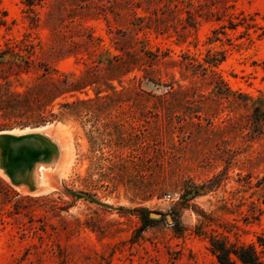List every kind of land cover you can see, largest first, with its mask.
Instances as JSON below:
<instances>
[{"label": "rangeland", "instance_id": "rangeland-1", "mask_svg": "<svg viewBox=\"0 0 264 264\" xmlns=\"http://www.w3.org/2000/svg\"><path fill=\"white\" fill-rule=\"evenodd\" d=\"M119 49L140 70L99 87L98 122L20 127L24 113L0 110L12 124L0 131L26 132L0 134L43 142L17 153L0 143V264H218L211 235L264 238V122L241 97L264 104V0H0L2 100L61 73L100 77ZM220 52L234 96L204 76L181 80L182 57ZM141 70L166 85H138ZM139 208L154 219L144 228Z\"/></svg>", "mask_w": 264, "mask_h": 264}, {"label": "trees", "instance_id": "trees-1", "mask_svg": "<svg viewBox=\"0 0 264 264\" xmlns=\"http://www.w3.org/2000/svg\"><path fill=\"white\" fill-rule=\"evenodd\" d=\"M41 0H23L27 6L31 7L34 4H40ZM121 54L114 55L105 63V73L99 77V73H91L85 70L83 73L74 76L69 74H59L57 77L48 78L46 84L40 87L26 88L23 91H14L8 97L1 99L0 95V110H13L21 112L18 122L12 124L25 126H40L53 120H63L67 117L75 119L95 122L99 121V87L105 89H113L115 87L112 81H116L119 86L124 84V76L132 70H140L138 58L131 51L121 50ZM6 50L0 51V65L7 59L4 55ZM220 55V57L218 56ZM155 57V55H154ZM223 59L222 52L210 54L203 62L194 59L182 57L180 61H173L179 65V75L181 80L187 78V73L208 78V84L214 92L219 95L229 96L235 95L222 78L219 76L216 66ZM142 76L138 79V85L143 81L152 83L153 85L165 86L159 77H152L145 70ZM170 85L175 81L169 82ZM168 85V84H167ZM178 87L189 88L190 86L177 83ZM91 89L93 96H88L87 90ZM83 93L85 97H79L77 94ZM66 95L73 96L71 101H57L59 97L64 98ZM240 95V94H236ZM245 100L251 101L250 120L254 125H259L264 122V108L261 100H252L249 96L241 95ZM57 105L56 111L54 106ZM12 124H0V130L7 127L11 128ZM97 133V131H94ZM93 131L89 133L91 143H95L96 137L93 136ZM141 227H146L150 222L154 221L149 216V211L139 208ZM209 246L212 254L215 256L218 264H264V238L257 237L256 242L247 244L229 243L224 237L211 235L209 237Z\"/></svg>", "mask_w": 264, "mask_h": 264}, {"label": "water", "instance_id": "water-1", "mask_svg": "<svg viewBox=\"0 0 264 264\" xmlns=\"http://www.w3.org/2000/svg\"><path fill=\"white\" fill-rule=\"evenodd\" d=\"M41 136L36 133H31L28 135L14 136L10 134H0V143L1 141L9 143L6 147L9 151L13 153L27 151V152H38L41 150L43 142ZM11 180H15L16 176L13 172L8 174ZM149 216L152 218L151 213Z\"/></svg>", "mask_w": 264, "mask_h": 264}, {"label": "bare ground", "instance_id": "bare-ground-1", "mask_svg": "<svg viewBox=\"0 0 264 264\" xmlns=\"http://www.w3.org/2000/svg\"><path fill=\"white\" fill-rule=\"evenodd\" d=\"M10 133V134H14V135H17L18 133H16V132H21V133H19V134H25L26 132L23 130V131H17V130H15V129H13V130H8V131H0V133Z\"/></svg>", "mask_w": 264, "mask_h": 264}]
</instances>
